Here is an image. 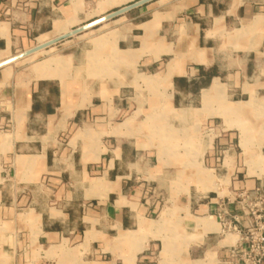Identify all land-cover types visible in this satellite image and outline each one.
I'll return each mask as SVG.
<instances>
[{
    "label": "crops",
    "instance_id": "crops-1",
    "mask_svg": "<svg viewBox=\"0 0 264 264\" xmlns=\"http://www.w3.org/2000/svg\"><path fill=\"white\" fill-rule=\"evenodd\" d=\"M127 8L1 74L2 264H218L239 238L217 214L264 181V0H0V65Z\"/></svg>",
    "mask_w": 264,
    "mask_h": 264
},
{
    "label": "built area",
    "instance_id": "built-area-1",
    "mask_svg": "<svg viewBox=\"0 0 264 264\" xmlns=\"http://www.w3.org/2000/svg\"><path fill=\"white\" fill-rule=\"evenodd\" d=\"M238 199L241 215L231 214L224 206L217 214L220 234L239 236L218 264H264V181L241 192Z\"/></svg>",
    "mask_w": 264,
    "mask_h": 264
},
{
    "label": "rangeland",
    "instance_id": "rangeland-1",
    "mask_svg": "<svg viewBox=\"0 0 264 264\" xmlns=\"http://www.w3.org/2000/svg\"><path fill=\"white\" fill-rule=\"evenodd\" d=\"M161 4H165V3L162 2ZM152 8H154V7H152ZM162 8H165V7H162ZM132 16H134L133 13L122 14L121 16H119L118 18H116L114 20L112 19V20H109L108 22H103L101 25L106 24V26L104 27L105 29L98 28V27L91 29V30L87 31V33H86L87 35L82 37V38H79V35H74L72 38H70L68 40L66 38L61 40L60 43L57 45V47H53L54 48L53 50H50L47 48H42V49H39L36 52H34L33 54H30L26 57L16 59L15 61H12L11 64H8L9 65L8 67L10 69V73L8 71H5L6 66L0 67V78H1V74H3L4 72H7V74H8L6 80H8L10 78V74L11 75L15 74L16 76H18V74H21V73L22 74L23 73H30L34 69V66L37 63H40V62H42L48 58H51V57L63 58L66 55H68L70 52H73V51H78V53L81 56V54L86 50L85 46L88 44V42H91L92 40L98 38L100 36V34L104 33V31L106 29H108V28L114 29L116 26L122 25L125 22V18L128 19ZM117 19H121V20L117 23H112V22H115ZM109 22H111V23H109ZM81 36H83V34H81ZM60 61H62V60H60ZM62 62L63 63L61 65L59 60L53 61V63H55L57 66L61 67L62 69H65L67 67V63H65V61H62ZM49 63H52V61H49L48 63H46V65H48ZM91 66H92L91 67L92 70H97V68L94 67L93 64ZM105 66L109 67L108 64ZM136 85H137L136 88H138L139 90L143 89V87L140 86L141 84L140 85L136 84ZM152 92H153V90H152ZM155 93L153 92V94H155ZM143 118L144 117L141 116L140 120H142ZM159 132H160L159 135H161L162 131H159ZM176 142L174 143V145H170V146L174 147V149L172 151H174L175 154L177 153L178 155L182 156L183 158L186 155L189 156L188 158H190L192 156H195L196 153H199L200 147L197 146L196 144H186L184 142L183 143H181V142L176 143ZM183 162H185L184 172H182L183 175L192 174L195 172L194 171L195 167L193 166L192 160H187V161H183ZM220 235L222 237H224L223 234H220ZM176 242L182 243L179 239L173 240V243H176ZM0 259L2 261L3 258L0 257ZM1 264H2V262H1Z\"/></svg>",
    "mask_w": 264,
    "mask_h": 264
},
{
    "label": "water",
    "instance_id": "water-1",
    "mask_svg": "<svg viewBox=\"0 0 264 264\" xmlns=\"http://www.w3.org/2000/svg\"><path fill=\"white\" fill-rule=\"evenodd\" d=\"M128 9H129V8L124 9V10L119 11V12H116V13L110 15V16H109L108 18H106L105 20L112 19V18L118 16L119 14H122V13L126 12ZM105 20H103V21H105ZM99 23H100V22H99ZM96 24H98V22L95 23V24H92V26H95ZM48 46H50V44H46V45H44V46H40V47H38L37 49H35L34 52H36V51L39 50V49L46 48V47H48ZM29 54H30V53H29ZM25 56H27V54H24V55H22V56H18V57H16V58H14L13 60L7 62L6 64H1L0 67L5 66V65H7V64H11L12 61H15L16 59H19V58H22V57H25Z\"/></svg>",
    "mask_w": 264,
    "mask_h": 264
},
{
    "label": "bare ground",
    "instance_id": "bare-ground-1",
    "mask_svg": "<svg viewBox=\"0 0 264 264\" xmlns=\"http://www.w3.org/2000/svg\"><path fill=\"white\" fill-rule=\"evenodd\" d=\"M45 45V44H44ZM44 45H41V46H44ZM14 58H11V59H9L10 61L11 60H13ZM60 62V64L62 65V61H59ZM57 63V62H56ZM4 76H5V80L7 79V76H8V74H7V72H4ZM246 145V144H245ZM246 148V147H245Z\"/></svg>",
    "mask_w": 264,
    "mask_h": 264
}]
</instances>
